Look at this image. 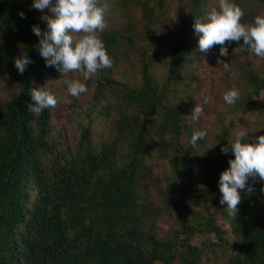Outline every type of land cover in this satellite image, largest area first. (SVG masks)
Returning <instances> with one entry per match:
<instances>
[{
	"label": "trees",
	"instance_id": "trees-1",
	"mask_svg": "<svg viewBox=\"0 0 264 264\" xmlns=\"http://www.w3.org/2000/svg\"><path fill=\"white\" fill-rule=\"evenodd\" d=\"M33 2L0 0V81L8 92H14L0 103V264H210L206 256L218 250L232 252L227 264H264V182L249 180L254 191L241 192L237 218L228 215L226 204H220L219 183L205 190L194 185L193 166L219 170L223 156L210 159L180 143V124L189 139L194 132L180 107L163 105L165 87L156 92L144 53L139 89L107 77L97 80L93 101L84 114L90 117L98 109L96 118H106L111 111L118 115L119 132L109 141L92 142L89 119L87 126H76L79 138L69 150L60 133L50 127L52 109L38 117L27 110L34 82L59 74L55 66L46 67L37 50L39 38L32 27L39 25L47 31V24L40 19L46 13L32 9ZM202 2L192 0L189 12L180 11L182 32L188 33L189 24L201 14L197 7ZM233 2L242 8V0ZM257 2L264 7V0ZM128 3L137 5L143 17L152 21L154 9L146 1L121 0L124 6ZM162 3L159 0L158 5ZM244 13V24L255 18ZM99 35L114 64L127 48L135 49L131 27ZM161 35L170 42L168 79L177 83L187 62L189 40L171 31L163 30ZM152 36L158 43L157 32ZM248 52L249 48L242 47V54ZM21 53L34 61L22 75L14 66ZM242 73L251 98H256L264 90V77L245 69ZM112 83L118 87L116 104L100 106ZM157 114L161 122L153 127L151 119ZM157 147L173 150L169 163L176 180L167 187L150 175L147 165ZM228 158L234 159V154L230 152ZM216 177L220 179L218 173ZM213 208L229 220L232 240L217 224ZM166 211L174 214L181 228L160 237L154 224ZM211 234L214 239L208 237ZM197 235L204 238L200 245L192 243Z\"/></svg>",
	"mask_w": 264,
	"mask_h": 264
},
{
	"label": "rangeland",
	"instance_id": "rangeland-1",
	"mask_svg": "<svg viewBox=\"0 0 264 264\" xmlns=\"http://www.w3.org/2000/svg\"><path fill=\"white\" fill-rule=\"evenodd\" d=\"M141 1H146L149 8L154 9L151 22H148L143 17L141 9L135 4L128 3L124 6L121 4V0H100L101 4L106 3L109 6V11L106 13L108 25L106 30L131 27L136 50L127 48L117 64H113L111 68L98 71L90 78L92 81L89 83V80H83L82 75L78 71H73L63 78L59 73L55 76L37 80L33 86L35 88L44 87V90H50L56 97L58 105L51 110L49 124L51 129L60 133L64 147L69 150L74 148L80 134L76 126L78 123L82 124V126H87L89 119L92 121L90 127L92 142L98 145L101 141H109L115 138L119 132V117L111 111L106 118H96L95 113H97L98 109L92 111L90 117L84 114L88 111L91 101H93V96L97 89L96 86L98 85L97 80L107 77L115 83L126 84L130 89H139L142 84L140 60L144 53L156 92L160 93L162 87H165L166 92L162 98L163 105L166 107H180L182 117L186 119L187 125L194 133L197 131H205L207 133L204 139L198 141L196 147L199 150L198 153L210 159L223 156L222 161H219L221 163L219 170H212L204 166H198L197 168L193 166L192 181L194 185L201 190L211 188L219 183V179L216 177L217 173L221 175L223 171L230 167L228 163L230 152L223 154L221 148L226 146L228 141L234 139L235 132L241 130L247 134L243 140L245 143H252L255 138L264 135V90H261L256 98H251V88L242 73V70L245 69L253 71L263 78L264 60L257 58L251 53L250 49L247 55L242 54L241 41L239 44L231 42L226 45L231 48V52L229 51L230 53L227 57H219V45L214 46L206 55L201 53L198 50L199 37L195 34L192 27L195 19H193V23L189 24L188 33L182 32L178 26L180 11L183 9L189 12L193 6L192 0H163L161 6L158 5L159 0ZM241 6L244 12L254 15V17L264 15V7L257 0H242ZM213 8L219 9L218 0H204V3L202 2L197 7V12H201V14L196 18L204 20ZM254 20L255 18L252 21L248 20L246 24H253ZM163 30L182 33V36L189 40L187 62L180 69L181 80L177 83H173L168 79L167 62L170 42L161 35ZM155 32H157L158 43L154 41L152 36ZM218 57L229 63L231 72L225 71L223 66L217 63ZM108 71L110 72L109 74L106 73ZM233 72L236 73L235 76L232 75ZM65 79H78L87 85L89 91L81 94L78 98L74 97L68 92L67 85L64 83ZM0 87L2 88L0 89V103H2L9 99L14 92H8L4 88L2 80L0 81ZM232 88L240 90L241 98L234 106H229L223 101V95ZM117 90L118 87L115 84L108 85V89L104 91L105 97L100 101V106L115 105L118 98V95H115ZM208 97H211V99L209 103L205 104L204 100ZM197 104L204 107V114L198 121L194 122L190 115ZM71 107H73V111ZM136 109L135 107H129V110ZM229 115L233 119L226 126L225 120ZM161 118L160 114L152 118V126L154 127L160 123ZM124 130L125 128H123ZM180 130V143L184 148L191 146L183 124H180ZM171 151L173 150L163 151L157 147L147 161L150 175L160 178L164 187L176 180L169 163L173 154ZM181 160L186 164L184 158ZM195 164L193 163V165ZM256 201L260 203V207H263L262 200L259 197H256ZM212 211L216 212L217 224L227 231L226 236L232 240L229 220L222 216L220 210L213 208ZM192 222V220L188 221L190 224ZM154 226L160 237H165L171 230H179L181 228L180 223L171 211H166L160 216ZM208 237L214 239L212 234ZM203 240L202 236L197 235L193 238L192 243L200 245ZM231 254L230 250H218L215 254H208L205 259L210 264H227Z\"/></svg>",
	"mask_w": 264,
	"mask_h": 264
},
{
	"label": "clouds",
	"instance_id": "clouds-1",
	"mask_svg": "<svg viewBox=\"0 0 264 264\" xmlns=\"http://www.w3.org/2000/svg\"><path fill=\"white\" fill-rule=\"evenodd\" d=\"M218 4L219 9L213 8L204 20L195 18L192 27L199 37L198 50L206 55L214 46L219 45V57H227L229 52L226 45L231 42L239 44L243 39L242 47L249 48L252 54L264 60V15H257L253 24H244L241 21L245 13L233 0H218ZM31 8L46 13L40 19L46 22L47 31H42L39 25L32 27L33 34L39 38L36 47L45 59L46 67L55 66L62 78L70 72L78 71L85 81L98 71L113 67L114 61L99 35L108 27V4H101L100 0H34ZM18 15L26 18L23 12ZM219 57L217 63L225 71L231 72L229 63ZM33 63L27 53H21L15 59L14 66L22 75ZM64 83L68 92L77 98L89 91L87 85L78 79H65ZM29 95L32 103L27 105V110L37 117L45 109H55L58 105L56 97L50 90H44V87L32 88ZM240 98L241 92L237 88L223 95V101L229 106H234ZM210 99L205 98L204 103H209ZM203 114L204 107L197 104L190 116L195 122ZM232 119V116H227L225 125ZM246 135L244 131L237 130L234 139L221 148L223 154L232 152L235 157L229 160L230 167L221 173L219 179L222 194L220 204L227 205V213L233 218L239 215L238 205L243 199L241 192L254 191L249 180L253 183L264 182V135L255 138L252 143H245L243 140ZM206 136L205 131H197L189 144L196 149L198 141ZM261 192H264V188H261Z\"/></svg>",
	"mask_w": 264,
	"mask_h": 264
}]
</instances>
